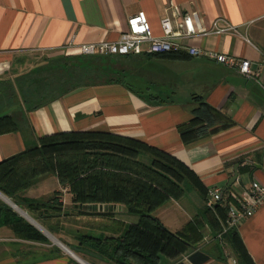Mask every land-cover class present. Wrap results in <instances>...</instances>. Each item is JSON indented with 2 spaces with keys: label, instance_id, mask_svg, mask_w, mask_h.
Masks as SVG:
<instances>
[{
  "label": "crops",
  "instance_id": "1",
  "mask_svg": "<svg viewBox=\"0 0 264 264\" xmlns=\"http://www.w3.org/2000/svg\"><path fill=\"white\" fill-rule=\"evenodd\" d=\"M175 7L182 13L195 11L203 26L217 17L237 25V33L195 35L182 42L247 58L251 73L181 51L127 54L119 55L128 62L116 81L44 100L21 99L22 76L46 60L82 54L81 43L117 39L126 18L139 10L159 33V19L172 16ZM4 115L15 127L0 131V161L44 135L96 130L138 139L187 166L201 186L183 182L182 194L168 198L154 214L189 245L173 257L162 255L159 264H240L232 233L253 264H264V203L227 230L225 217L215 208L210 212L216 220H210L205 206L210 187L221 189L220 206L226 207L253 180L264 184V0H0V117ZM205 147L209 158L194 159ZM53 176L49 186L41 176L28 187L29 201L23 205L0 191V201L14 213L12 222L22 218L28 232L33 228L43 234L37 224L56 232L60 238L54 240L76 254L68 245L76 246L86 216L97 222V236L115 234L137 221L121 203H74L68 188ZM55 191H60L55 202L38 209L29 205L50 200ZM74 219L72 230L68 222ZM65 255L70 264V253H61L46 236L40 241L19 235L0 218V264H58L55 259Z\"/></svg>",
  "mask_w": 264,
  "mask_h": 264
},
{
  "label": "trees",
  "instance_id": "2",
  "mask_svg": "<svg viewBox=\"0 0 264 264\" xmlns=\"http://www.w3.org/2000/svg\"><path fill=\"white\" fill-rule=\"evenodd\" d=\"M75 56L111 55H63L46 60L42 66H53L56 59L66 61L68 57ZM76 67L70 69L75 72L79 69ZM84 68L87 72L91 67L85 63ZM117 79L87 75L82 83L71 84L53 97L77 87L105 84ZM14 127L9 115L0 117V131ZM181 127L185 130L188 125L182 124ZM48 174L57 176L59 183L68 188L74 203H121L126 213L138 218L115 234L80 233L76 246L68 245L73 251H81L102 264H159L162 255L173 257L187 249V240L168 229L154 214L168 198L182 194L183 182L196 188L201 186L194 173L170 154L138 139L111 132L59 131L40 137L36 144L0 161V191L16 204L23 205L29 201L24 191L38 177ZM59 193L55 191L46 202H29V205L38 209L49 201L55 202ZM215 208L224 218L226 207L216 204ZM210 211V208L206 210L208 218L216 220ZM13 216L12 209L0 201V218H5L19 235L40 241L45 239L33 228L26 231L28 225H21L22 218H17V223L12 222ZM232 234L239 263L253 264L239 238ZM70 264L79 263L72 260Z\"/></svg>",
  "mask_w": 264,
  "mask_h": 264
},
{
  "label": "built area",
  "instance_id": "3",
  "mask_svg": "<svg viewBox=\"0 0 264 264\" xmlns=\"http://www.w3.org/2000/svg\"><path fill=\"white\" fill-rule=\"evenodd\" d=\"M160 32L155 33L143 10H139L126 18V29L115 40H99L81 43L80 53L87 55H127V54H160L168 52H184L189 56H204L227 66L236 67L244 74L251 73L250 61L222 51L205 49L182 39L209 33H237V25H233L221 17L213 19L209 26H203L195 11L182 13L177 7L172 16L165 15L159 19ZM70 45V43H68ZM232 201L225 204L226 214L224 229L236 227L243 219L251 216L264 203V184L253 180L238 194L232 195ZM222 191L218 187H210L206 191L205 206L215 209L216 204H223ZM64 249L66 246H62ZM67 249V248H66ZM79 258V257H78ZM80 264H93L79 258ZM233 260V264H236Z\"/></svg>",
  "mask_w": 264,
  "mask_h": 264
},
{
  "label": "rangeland",
  "instance_id": "4",
  "mask_svg": "<svg viewBox=\"0 0 264 264\" xmlns=\"http://www.w3.org/2000/svg\"><path fill=\"white\" fill-rule=\"evenodd\" d=\"M126 58L127 57H122L119 55L118 56L111 55L104 57L75 56V57H68L66 61L61 59L59 60L56 59L53 66L50 65L47 66V64H44L43 66L41 65L28 71L24 76H22V80L19 83V94L21 95V99L25 98L28 100L38 101V100L51 98L54 95L62 93V91H64L71 84L82 83L87 75H91V76L97 75V77L100 76V78L103 79L118 78V74H117L118 70L124 68V66L128 62V59ZM85 63H88L89 67H91L87 72L84 68ZM74 66L75 67L77 66L79 68L75 72L71 70L72 68H74ZM137 69L135 70L137 71ZM135 70L132 72L138 73ZM38 178H40L39 180H43L45 178L44 179L45 182L43 184L45 186L46 185L49 186L50 181L54 179V176L53 174H48L44 178L42 177H38ZM38 178L36 180H38ZM40 199L44 200L45 197L42 195ZM27 214L30 216L33 215L31 212H28ZM36 220L41 223L39 218H36ZM80 223H81L79 224L80 228L84 227L83 229H81L80 233H89L92 235L98 234V231L95 228H93L94 224H96L97 222L94 221L92 217L86 216L84 220L81 221ZM37 225L39 226V228H41V230L44 231L43 234L48 239H50V242L53 241V244L59 247L61 253L64 252L66 253L62 245L58 244V242H56L53 238V236L56 238H60L59 234H57L56 232H47V230H44L45 228L40 227L39 224ZM68 225L70 226L69 227L70 229L75 230L74 227L77 226V220L76 219L70 220L68 222ZM69 246L73 248V244H70ZM74 252L79 258L84 259L85 261H88L93 264L94 263L102 264V263H98L97 259L84 255L81 251H74ZM68 258H69L68 255H65L64 257L62 256L61 259L59 258L55 259L57 260V262L55 263L66 264Z\"/></svg>",
  "mask_w": 264,
  "mask_h": 264
},
{
  "label": "water",
  "instance_id": "5",
  "mask_svg": "<svg viewBox=\"0 0 264 264\" xmlns=\"http://www.w3.org/2000/svg\"><path fill=\"white\" fill-rule=\"evenodd\" d=\"M237 177V172L235 171L234 175L230 178L229 182H228V186H230L236 179ZM63 246V245H62ZM67 248V247H66ZM66 251L68 253H70V255L77 261L79 262V258L76 254H74L71 250H69L68 248L66 249ZM80 263V262H79Z\"/></svg>",
  "mask_w": 264,
  "mask_h": 264
},
{
  "label": "clouds",
  "instance_id": "6",
  "mask_svg": "<svg viewBox=\"0 0 264 264\" xmlns=\"http://www.w3.org/2000/svg\"><path fill=\"white\" fill-rule=\"evenodd\" d=\"M207 153H208V150H207L206 147H205V148H201V149L195 154L194 159H196V160L199 161L201 157L209 158L208 155H207ZM208 171H210V169H209Z\"/></svg>",
  "mask_w": 264,
  "mask_h": 264
},
{
  "label": "bare ground",
  "instance_id": "7",
  "mask_svg": "<svg viewBox=\"0 0 264 264\" xmlns=\"http://www.w3.org/2000/svg\"><path fill=\"white\" fill-rule=\"evenodd\" d=\"M66 249V248H65Z\"/></svg>",
  "mask_w": 264,
  "mask_h": 264
}]
</instances>
